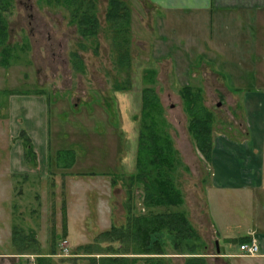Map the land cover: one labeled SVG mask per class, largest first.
Listing matches in <instances>:
<instances>
[{
	"label": "rangeland",
	"instance_id": "rangeland-1",
	"mask_svg": "<svg viewBox=\"0 0 264 264\" xmlns=\"http://www.w3.org/2000/svg\"><path fill=\"white\" fill-rule=\"evenodd\" d=\"M122 1L128 18L122 49L121 35L115 38L105 18L107 0L93 1L97 27L89 36L53 0H11L3 11L10 56L0 65V264H100L107 247L124 252L126 264H148L155 254L137 253L149 245L143 237L110 241L102 232L170 208L183 212L191 239L206 245L202 256L214 252L205 199L212 148L227 151L244 142L242 104L252 97L224 91L206 68L182 77L209 118L204 154L190 127L184 87L164 60L152 58L151 0ZM262 33L255 60L260 86ZM155 152L170 157L158 165L179 192L173 207H155L146 197V186L155 188L160 179L152 180ZM245 229L240 223L228 233L238 237ZM159 233V264H186L187 254L172 247L166 228ZM216 241L225 251L237 247Z\"/></svg>",
	"mask_w": 264,
	"mask_h": 264
},
{
	"label": "crops",
	"instance_id": "crops-1",
	"mask_svg": "<svg viewBox=\"0 0 264 264\" xmlns=\"http://www.w3.org/2000/svg\"><path fill=\"white\" fill-rule=\"evenodd\" d=\"M151 2L152 58L164 60L181 87L190 86L188 81L182 82V77L188 79L206 68L221 79L219 85L224 91L245 92L252 97L242 104L248 126L244 142H233L227 151L219 146L212 148L205 199L214 252L203 257L199 251L206 245L196 239L197 255L203 260L211 258L213 264H264V85L258 82L255 63L258 30L264 28V0ZM238 223L246 225L245 232L232 236L228 230ZM218 239L237 247L225 251ZM251 239L257 243L258 252L241 255L239 243Z\"/></svg>",
	"mask_w": 264,
	"mask_h": 264
},
{
	"label": "trees",
	"instance_id": "trees-1",
	"mask_svg": "<svg viewBox=\"0 0 264 264\" xmlns=\"http://www.w3.org/2000/svg\"><path fill=\"white\" fill-rule=\"evenodd\" d=\"M11 0H0V65L6 66L9 60V47L5 44L6 41V23L3 11L7 10L10 6ZM55 3L65 7L69 12L70 19L75 23L78 33L82 36L93 35L97 27V18L93 11L94 0H53ZM105 18L107 21L112 22L111 29L113 35L117 38V34L121 35L119 39V49H122L124 43L120 44V40L123 42L127 33V12L126 6L122 0H107V6L105 9ZM118 49V48H117ZM119 53L120 58H126V50ZM183 94L187 98V111L192 114L190 121V127L194 130V135L197 138L200 149L207 155L209 152L210 144L208 139L209 118L203 111L199 102L195 98V93H192L188 87L183 88ZM196 106L199 107L196 108ZM204 113L206 116H203ZM201 115V116H198ZM152 136V141L154 140ZM158 155V156H156ZM169 155L164 152H155L150 158V169H152V180L154 177L159 176L155 188H152L151 184L147 187L146 197L150 199L151 204L156 206L165 205L166 207H173L180 203L179 192L172 186L171 181L167 176L162 178V172L164 168L160 165L168 163ZM160 164V165H158ZM67 166V165H66ZM162 171V172H161ZM140 172V171H138ZM141 173V174H140ZM136 174L135 177L142 178L143 171ZM146 175V172H144ZM167 178V179H166ZM134 218V219H133ZM166 228L167 234L171 238V244L174 249H177L179 253L187 254L186 264H204L203 258L197 252V244L191 239L194 236L191 226L183 216L182 211L176 209H166L165 211H155L149 216H136L132 217V221H127L125 226L114 227L110 226L108 230L102 232L105 236H108L110 241H123L131 236L134 241H139V238L143 237V241L148 246L142 249H136L137 253L155 254L152 257V262L148 264H159L157 256L162 254L163 251L160 248L163 244L160 239L159 231ZM152 234V238L147 237ZM149 238L147 240V238ZM195 238V237H194ZM162 242V243H161ZM87 246H85L86 248ZM80 248V247H79ZM84 248V247H83ZM105 255L98 257L100 264H126L127 259L121 256L124 252L112 251V247H107ZM135 253V252H134Z\"/></svg>",
	"mask_w": 264,
	"mask_h": 264
},
{
	"label": "built area",
	"instance_id": "built-area-1",
	"mask_svg": "<svg viewBox=\"0 0 264 264\" xmlns=\"http://www.w3.org/2000/svg\"><path fill=\"white\" fill-rule=\"evenodd\" d=\"M238 251L241 255H254L258 252L257 243L251 239L247 242L239 243Z\"/></svg>",
	"mask_w": 264,
	"mask_h": 264
}]
</instances>
